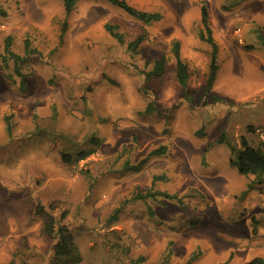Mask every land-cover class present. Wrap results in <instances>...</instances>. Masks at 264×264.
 I'll return each instance as SVG.
<instances>
[{"label":"rangeland","instance_id":"rangeland-1","mask_svg":"<svg viewBox=\"0 0 264 264\" xmlns=\"http://www.w3.org/2000/svg\"><path fill=\"white\" fill-rule=\"evenodd\" d=\"M127 1L161 18L142 23L108 0H77L68 15L62 0H0V264H50L37 204L65 212L81 256L70 264L264 258V176L249 187L229 145L264 143V0ZM202 4L218 46L207 91ZM6 42L20 60H3ZM81 149L93 153L62 160Z\"/></svg>","mask_w":264,"mask_h":264},{"label":"trees","instance_id":"trees-1","mask_svg":"<svg viewBox=\"0 0 264 264\" xmlns=\"http://www.w3.org/2000/svg\"><path fill=\"white\" fill-rule=\"evenodd\" d=\"M77 0H62L64 10L66 15H68L73 9ZM120 9L124 10L128 15L138 19L142 23L148 24L158 21L161 18L160 12L146 11L139 9L131 5L127 0H108ZM200 22L202 28L199 31V38L206 41L210 47V62L208 65V73L205 83V90H209L215 80L216 71L218 68L217 63V50L218 46L212 36V31L208 22V12L204 4L200 6ZM105 29L115 38L118 42L123 43V37L121 32L118 31L116 24H105ZM66 29V22L64 21L61 33ZM144 34H139L135 39L127 43V49L133 52L136 51L139 44L143 41ZM25 51H27V46L25 45ZM173 54L175 57V67H176V77L179 84L185 88L188 79V70L186 63L182 60L179 50V42L174 41L173 43ZM14 58L18 61L21 56L14 53L10 49V44L6 42L3 51V60L6 58ZM164 58H157L154 61V68L151 72L152 74L158 75L161 73ZM222 139V138H220ZM95 142V139H91ZM231 146V152L235 153V158L230 159L231 164H236L238 171L244 175H252L254 178L249 181V187L254 185L259 179L263 178L264 175V143H258L256 146L249 144L247 138L242 134L239 137V146L229 144ZM163 146L152 149L148 154L142 158L138 163L130 165L129 168L134 171H138L142 164H144L147 159L157 153H163L165 150ZM93 153L92 149H81L77 151L74 156L70 154L63 153L61 158L64 162H69L74 159L79 161L85 159L90 154ZM153 195V192H150ZM168 197H174L175 194L166 193ZM54 210L53 205H49L46 209L43 205L37 204L34 213L35 215L42 218L43 221V231L44 233L53 239V255L50 260V264H70L81 260L79 250L73 240V236L67 226L62 223V219L65 217V212L62 211L59 218L51 213ZM254 264H264V258H255L252 260ZM11 264V262L7 263Z\"/></svg>","mask_w":264,"mask_h":264},{"label":"built area","instance_id":"built-area-1","mask_svg":"<svg viewBox=\"0 0 264 264\" xmlns=\"http://www.w3.org/2000/svg\"><path fill=\"white\" fill-rule=\"evenodd\" d=\"M257 133L259 134L260 137H263V132L262 129L258 128L256 129Z\"/></svg>","mask_w":264,"mask_h":264},{"label":"crops","instance_id":"crops-1","mask_svg":"<svg viewBox=\"0 0 264 264\" xmlns=\"http://www.w3.org/2000/svg\"><path fill=\"white\" fill-rule=\"evenodd\" d=\"M247 134H251V133L248 132ZM244 136H245V135H244ZM245 137H246V136H245ZM248 137H249V136H248ZM263 137H264V136H263ZM246 138H247V137H246ZM247 140H248L249 144H251L250 141H249V138H247ZM254 141H255V138H254ZM258 143H259V142H258ZM258 143H257V144H258ZM251 145H253V144H251ZM254 146H256V145H254ZM263 176H264V175H263Z\"/></svg>","mask_w":264,"mask_h":264}]
</instances>
